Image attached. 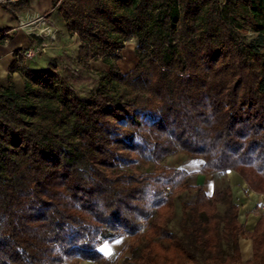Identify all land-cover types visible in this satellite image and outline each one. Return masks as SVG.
I'll list each match as a JSON object with an SVG mask.
<instances>
[{"label":"trees","instance_id":"1","mask_svg":"<svg viewBox=\"0 0 264 264\" xmlns=\"http://www.w3.org/2000/svg\"><path fill=\"white\" fill-rule=\"evenodd\" d=\"M52 2L96 89L83 97L56 64L23 60L0 83V264L99 263L100 245L119 232L130 238L122 264H264V213L248 231L230 186L210 196L187 183L234 170L264 194V0ZM12 37L0 33V44ZM131 39L138 61L124 73ZM98 60L108 69H94ZM177 149L202 168L128 169ZM193 191L181 236L170 227L176 200ZM242 237L253 242L248 261Z\"/></svg>","mask_w":264,"mask_h":264},{"label":"rangeland","instance_id":"2","mask_svg":"<svg viewBox=\"0 0 264 264\" xmlns=\"http://www.w3.org/2000/svg\"><path fill=\"white\" fill-rule=\"evenodd\" d=\"M221 1L222 3L226 2V0ZM25 4L26 3L24 2V0H0L1 8H3L2 6H6L16 14L28 8V6H26ZM60 18H62V16L58 13L57 16L53 18L52 23L43 21L45 17L41 18L39 22L28 21L20 23L22 28L29 29L30 31V28H33L32 33L36 34V38L39 39V46L38 48H26L16 51L15 60H23L26 64H28V66L32 68L40 66L43 67L45 65L40 63L37 64V61H40V58L46 55L45 49L50 48L49 51H51L52 53L51 61L55 62L54 64L58 66L60 72L73 82L77 89V92L81 96L87 97L96 89L95 74L90 73L89 71L84 69L83 66L78 62V36L71 37L68 34L67 28L65 29L64 25L62 27L63 21ZM238 35L241 38L242 42L245 43H254L256 38V35L249 30H243L239 32ZM53 43H57V45L59 46L60 49L58 52L55 51L53 53L54 49H52V47L56 46ZM136 46V41L134 39H131L127 42L126 48L122 53L123 57L118 62L120 69L123 72L129 70L135 65V62L137 61L135 53ZM261 49L264 50V47L262 46ZM91 64L96 70L107 68L103 61L101 63L100 61H92ZM84 78H93V80H84ZM201 162H203L202 158L193 157L186 151L177 149L172 155L167 156L158 162H155L153 164L135 163L128 169L134 170L135 172L148 173L153 172L159 168H175L184 169L192 173L199 168ZM219 175L220 176L217 177L216 182L217 189L220 190L226 188L228 184L223 176L224 173H219ZM195 179L196 176L192 175L188 179L187 183H194ZM194 198L195 191L185 192L176 200L177 210L174 219L170 223V227L173 231H176L181 236H185V233L181 228V203L184 201L192 202ZM225 208V204L219 205V211L221 214L224 213ZM129 241L130 238L125 232H119L110 239L104 240L100 245L99 249L104 255V259L101 262L94 263L91 261H86L82 262L81 264H122L126 258L131 256V252L129 250Z\"/></svg>","mask_w":264,"mask_h":264},{"label":"crops","instance_id":"3","mask_svg":"<svg viewBox=\"0 0 264 264\" xmlns=\"http://www.w3.org/2000/svg\"><path fill=\"white\" fill-rule=\"evenodd\" d=\"M58 12H56L53 8L52 0H29L28 8L24 11L17 13L16 19L12 13L0 7V33L3 34H11L13 37L11 39H6L3 43L0 44V83L1 85L6 86L8 84V75L9 68L11 63L15 60V52L21 49L26 48H38L39 39H37L36 34L32 33V29L22 28L20 23L28 22V21H37L43 17L45 19L43 21L53 22V18L57 16ZM59 17V16H58ZM63 25L66 29V24L63 18H60ZM7 30V31H6ZM55 51H59V46L57 43H53ZM67 49V48H66ZM50 48L45 49V56L40 58V61H37V64H44L43 67H34L33 69H43L47 68V66L51 63H55L51 61L52 53L49 51ZM138 61V59L136 58ZM102 62L98 60V62ZM135 62V65L137 64ZM28 65V64H27ZM135 65L132 67L134 68ZM107 68H103L102 70L108 69V66L105 64ZM30 67V66H29ZM32 68V67H31ZM125 71L129 72L132 70ZM13 79L16 85V89L19 92L24 90V78L21 76L19 72H15L13 74ZM203 159V158H202ZM204 164L200 163V166L196 171L200 170ZM220 172H213L209 174H197L196 179L194 181L197 185H202L207 192L208 195L212 196L217 190V182L216 179L219 177ZM224 173V178L227 181L228 186H230L233 194V200L240 207L239 212V220L241 223L245 225V228L248 231H252L258 220L260 219L261 214L264 213V194H259L254 192L248 187L246 181L242 178V176L234 171L228 170ZM222 176V177H223ZM240 250L242 259L244 261L251 260L253 258V242L249 238H241L240 239Z\"/></svg>","mask_w":264,"mask_h":264},{"label":"built area","instance_id":"4","mask_svg":"<svg viewBox=\"0 0 264 264\" xmlns=\"http://www.w3.org/2000/svg\"><path fill=\"white\" fill-rule=\"evenodd\" d=\"M32 54V53H31Z\"/></svg>","mask_w":264,"mask_h":264}]
</instances>
